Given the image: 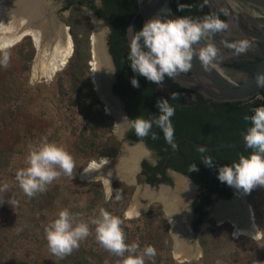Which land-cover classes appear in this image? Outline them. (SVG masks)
Wrapping results in <instances>:
<instances>
[{
  "label": "rangeland",
  "instance_id": "374dc122",
  "mask_svg": "<svg viewBox=\"0 0 264 264\" xmlns=\"http://www.w3.org/2000/svg\"><path fill=\"white\" fill-rule=\"evenodd\" d=\"M47 2L50 10L49 15L45 13V22L52 28V24L55 27L56 24L63 25L65 34L71 37L73 51L77 40L79 63L85 69L80 71L83 77L77 84L83 79L88 82L98 103L90 115H84V105L80 106L72 79L74 62L70 65L67 62L49 80L35 78L33 67L37 49L29 35L12 47L0 48V53L7 51L9 54L7 66L0 67V263L121 264V257L108 252L97 242L95 226L90 223L89 236L70 255L58 258L47 247L44 228L59 211L67 209L78 221L88 222L104 208L121 218L126 243L136 242L141 251L148 245L154 247L156 255L145 258V264H264V187L257 186L248 193L238 190L229 199H243L250 207L253 223L260 234L258 240L235 236L232 225H216L208 218L203 223L208 228L190 231L193 241L190 252L198 255L197 259L187 260L175 256L169 232L171 227L157 201L148 203L143 214L128 216V210L139 194L145 190L151 193L159 190L158 186L152 187L144 181L139 175L140 168L135 172L136 185L114 180L109 190L100 180L87 183L79 178L90 163L98 165L102 157L108 160L122 156V143L115 120L107 114L106 105L99 100L92 82L91 37L95 25L90 11L79 4L65 10L61 0ZM45 137L63 146L72 155L75 166L71 176L61 175L47 186L46 191L28 197L16 181V172L26 167L29 146H35ZM168 187L174 188L173 185ZM108 191H111V199L106 200ZM192 193L193 198L197 192ZM191 201L186 206L188 211Z\"/></svg>",
  "mask_w": 264,
  "mask_h": 264
},
{
  "label": "clouds",
  "instance_id": "9594fccd",
  "mask_svg": "<svg viewBox=\"0 0 264 264\" xmlns=\"http://www.w3.org/2000/svg\"><path fill=\"white\" fill-rule=\"evenodd\" d=\"M97 3L99 4V0ZM177 10L183 11L184 6L178 4ZM228 27L227 23L215 15H205L201 19L188 16L175 19L151 18L139 31L130 26L126 30V35L131 33L127 60L134 73L130 79L132 87H139L135 78L137 75L158 86L166 78L174 79L182 73H187L192 67L194 56L205 71L215 67L219 50L211 38L224 32ZM248 46L246 40L229 45L237 54L244 53ZM8 61V52L0 53V67H6ZM256 79L258 86H264V74H258ZM175 98L173 94L169 99ZM169 99L159 98L155 105L158 114L148 119L141 116L129 119L124 116L121 123L115 124L118 136L122 139L128 131H132L141 138V143L150 133L152 139H157L156 134L152 133L155 125L163 133L165 142L175 151L177 144L174 142V128L171 122L175 108ZM244 120L250 126L241 135L245 147L251 149V152L247 157L240 155L238 162L218 167L217 179L227 186L248 193L257 186L264 187V105L253 108L251 114L246 115ZM198 151L203 153L206 150L199 148ZM145 155L149 158L152 155L146 147ZM201 161L206 166H213L211 156ZM108 162L107 158L102 157L99 165L93 162L90 167L103 168ZM151 162L155 164V161ZM25 164L26 167L17 170L15 178L28 197L46 191L47 186L61 175L71 176L75 166L72 155L63 146L48 141L46 137L35 146H29ZM195 170L197 169L194 164L190 171ZM105 199H111V191L106 193ZM116 199H120L119 193ZM89 223L95 226L97 242L108 252L121 257V264H145V258L156 255L151 245L141 251L136 242L126 243L121 218L110 214L104 208H100L99 215L88 222L78 221L67 209L59 211L44 228L47 247L51 254L62 259L70 255L74 249H78L80 242L90 234ZM125 253L128 255L125 256Z\"/></svg>",
  "mask_w": 264,
  "mask_h": 264
},
{
  "label": "trees",
  "instance_id": "16d2710c",
  "mask_svg": "<svg viewBox=\"0 0 264 264\" xmlns=\"http://www.w3.org/2000/svg\"><path fill=\"white\" fill-rule=\"evenodd\" d=\"M197 1V5L191 0H169L172 10L180 16H188L194 19H201L208 15V11L202 2ZM72 1L68 2L65 8H68ZM178 4L184 6L183 11H178ZM103 9L95 11L96 15L106 20L111 28V36L109 39L110 52L113 55V60L117 67V78L119 80L118 89L123 92V99L126 101V108L130 119L141 116L144 119L150 118L152 115H157L158 110L155 107L156 101L159 98L169 99L175 94V99H169L170 104L175 108V114L171 117V122L174 128V142L177 144V149L174 151L164 140L163 133L155 125H153L152 133H155L157 139H152L151 133L143 138L147 148L155 152L158 159L156 166H144V172L147 181L156 185L161 181L155 178L157 173H160L165 168L169 167L172 170L191 178L202 191L208 188L207 193L216 192L224 198L230 197L229 189L225 183L218 181L217 168L225 164L231 165L233 162H238L240 155L248 156L251 149H247L245 145L235 148H227L214 152L217 161V167L213 174V178L208 185V179L211 175L213 167L206 166L201 161L206 154L198 151L199 148L193 146L186 140H191L195 143L206 145H217L229 142L243 140L241 133L246 131L249 123L244 120L246 115L251 114V110L260 105H264V95L261 98H253L245 103H223L220 105H212V108L203 107L199 101L192 103H183L181 99H185L190 94L189 91L179 87L171 79H165L168 87L157 92L155 88L142 76H136L139 87L134 88L130 83V79L134 76L129 61L124 55H121L119 50L123 46V35L129 18L133 16L137 10L136 0H102ZM94 9V8H93ZM95 10V9H94ZM216 16L223 20L219 14ZM142 21L140 17L136 19ZM75 46L72 57L69 59V65L72 64V79L75 85V91L81 102L83 113L85 116L90 115L93 107L98 103V100L89 86V83L84 79L77 84V80L83 77L81 70H85L82 66L81 58L78 56V44L75 39ZM80 58V59H79ZM76 62L81 65H76ZM78 78V79H77ZM198 97H201L198 95ZM195 104V105H194ZM219 106V107H218ZM132 142L135 143L141 138H138L134 132H131ZM186 139V140H184ZM196 165L195 171H190L192 165ZM163 174V172H161ZM166 182V179L162 180ZM231 187V192L233 191ZM2 264V263H0ZM35 264V263H34ZM37 264V263H36Z\"/></svg>",
  "mask_w": 264,
  "mask_h": 264
},
{
  "label": "bare ground",
  "instance_id": "6f19581e",
  "mask_svg": "<svg viewBox=\"0 0 264 264\" xmlns=\"http://www.w3.org/2000/svg\"><path fill=\"white\" fill-rule=\"evenodd\" d=\"M46 7H48L47 3L43 0H0V48L12 47L20 41L19 39L23 35H29L37 49V59L33 67L34 77L37 79L44 77L49 80L65 66L73 49L63 26L57 28L52 24V28L45 22ZM94 25L95 30L91 37L93 80L100 98L105 101L107 110L113 114L115 123H121L123 117L119 114L116 105L107 97L106 92L110 72L102 45L103 28L97 21L94 22ZM126 150L124 156L112 161L108 160V164L103 168L92 169L90 167L92 163H90L79 174V178L87 183L100 180L107 190L110 189V183L114 180L134 183L133 175L137 170V161L144 152L140 148ZM175 181L176 188L173 192L159 189V192L154 196L147 190L139 194L130 206L128 216L141 214L146 208L142 205L146 200L153 198L158 200L163 206L171 227L170 234L175 242V256L179 259L191 260L195 259L198 253H191V247L188 246L190 238L187 233L188 217L183 209L187 190H184L185 184L180 179ZM214 215L218 224H221L224 219L229 221L234 227L235 236L255 240L260 238L253 223L250 208L246 207L244 211H241L236 200L231 203H218Z\"/></svg>",
  "mask_w": 264,
  "mask_h": 264
},
{
  "label": "water",
  "instance_id": "95a60500",
  "mask_svg": "<svg viewBox=\"0 0 264 264\" xmlns=\"http://www.w3.org/2000/svg\"><path fill=\"white\" fill-rule=\"evenodd\" d=\"M44 1L48 6L46 7L47 13L50 10V5H48L49 3L47 2V0H43V2ZM204 2L208 9L209 15H215V12L220 13L226 19V23L229 26L228 29H226L224 32L214 35L211 38L213 42H215L219 50L218 59L215 61V67L205 71L200 61L194 56L190 71L187 73H182L171 80L175 82L179 87L192 93L198 94L202 98L215 103H244L250 101L260 93L264 95V86H258L256 79L258 74H264V0H204ZM136 3L137 10L135 15L131 19L129 27H133V23L137 16L140 17L143 24L151 18L163 19L167 17L169 19H175L177 17H182L172 10L169 0H136ZM89 16L92 20L99 22V24H101V26L103 27L101 20H99L92 12H89ZM56 26L61 28V26L63 25L56 24ZM103 29L104 33L102 37V45L104 54L106 55V58L108 60L110 72L107 81L106 92L108 94V97L115 102L122 117H124L125 115L121 112L122 110L118 99L114 97L111 92L112 81H114V72H112L113 65L107 52V45L105 40L106 29ZM24 36L25 35H23L19 40H22ZM130 37L131 33H128L127 39L129 40ZM69 38L72 43L71 37ZM243 40L248 41L249 44L247 50L244 53L237 54L233 48L229 47L230 44L237 43ZM92 82L99 100L104 103V101L100 98L98 90L96 89V84L93 80V73ZM120 141L122 143L123 154L127 152L126 149L133 148L130 147L125 141L124 136L122 139L120 138ZM242 145H245L243 140H239L235 142L219 144L212 147L204 146L203 148L209 150L212 155V152L214 150L235 148ZM137 146L143 149V146L141 144H138ZM120 157L108 160L112 161ZM140 160L141 158L137 161L136 173L139 170ZM135 174L133 175L134 184ZM171 175L173 177L174 188L176 187L175 180L180 179L187 185H189V188L192 190V192L196 191L195 185L189 179L176 172H171ZM112 182L110 183V187ZM126 184L132 185L129 183ZM158 187L159 189H167L170 191L174 190V188L165 185H159ZM191 195L188 198L187 204L190 199H192ZM235 200L241 202V204L246 208L247 205L243 199H233L231 201L218 199L214 205V208L218 203H228ZM150 203L151 202L149 201V204ZM149 204H145L146 208L141 212V214L147 211ZM249 208L250 207L248 206V209ZM189 216L191 220V214H189ZM188 225H190V221ZM216 225L220 224H217L216 222ZM171 238L173 241L172 235Z\"/></svg>",
  "mask_w": 264,
  "mask_h": 264
},
{
  "label": "flooded vegetation",
  "instance_id": "af4514ba",
  "mask_svg": "<svg viewBox=\"0 0 264 264\" xmlns=\"http://www.w3.org/2000/svg\"><path fill=\"white\" fill-rule=\"evenodd\" d=\"M62 2H63V4L66 6L67 5V3L68 2H70V1H72V3L70 4V6L68 7V8H65V10H68V9H70V7H72L73 5H75V4H79V5H82V6H84L86 9H88V11H90V12H92L99 20H101V22H102V24H103V27H105V29H106V31H105V40H106V45H107V52H108V54H109V57H110V60H111V62H112V65H113V71H115L114 72V75H113V77H114V81H112V85H111V92H112V94H113V96L114 97H116L117 99H118V101H119V103H120V107H121V112L125 115V116H127L128 118H129V115H128V111H127V108H126V101L123 99V92L122 91H120L119 89H118V85H119V80H118V78H117V67H116V65H115V62H114V60H113V55L111 54V52H110V47H109V39H110V36H111V28H110V26H109V23L106 21V20H104V19H101V18H99L97 15H96V13H95V11H100V10H102L103 9V5H102V0H99V4L97 3V0H61ZM191 1H194L195 2V4L197 5V1H195V0H191ZM202 2L204 3V5H205V2H204V0H202ZM205 7H206V5H205ZM95 10H94V9ZM206 9H207V7H206ZM207 11H208V9H207ZM136 13V12H135ZM216 13L217 14H219L220 15V17L223 19L222 21H224L225 23H226V19L220 14V13H218V12H215V16H216ZM46 14H48V12L46 13ZM177 14V13H176ZM49 15V14H48ZM135 15V14H134ZM133 15V16H134ZM179 15V14H178ZM208 15H209V12H208ZM133 16H131L130 18H129V21H128V23H127V25H126V27H125V30H124V35H123V43H122V47H121V49L119 50V52H120V54L121 55H124V57H126L127 58V54H128V39H127V35H126V30H127V28L129 27V25H130V23H131V19L133 18ZM137 17H139V16H137ZM137 17H136V19H137ZM135 19V21H134V23H133V27H134V29L135 30H137V31H139L140 30V28H141V25H140V22H138L137 20ZM94 22H96L95 20L93 21V23ZM142 25H143V23H142ZM100 26H101V24H100ZM102 26H101V28H103ZM103 30V32H104V29H102ZM106 62H107V60H106ZM109 71V70H108ZM154 88H155V90L157 91V92H160L163 88H165V87H168V90H171L172 88L170 87V86H168L166 83H165V81L161 84V85H156V84H154V83H152V82H149ZM190 92V91H189ZM261 94L262 93H260L258 96H256V97H254V98H257V99H260L261 98ZM200 96V95H199ZM107 97H108V95H107ZM109 98V97H108ZM110 99V98H109ZM252 100V99H251ZM114 104H115V102L113 101V100H111ZM181 101L183 102V103H192V102H198L199 101V103L201 102L202 104H203V107H206V108H212V105H214V104H218V105H220V104H223V103H215V102H212V101H210V100H207V99H204V98H202V97H198V94H195V93H192V92H190V94L189 95H187L186 96V98L185 99H181ZM105 102V101H104ZM248 102V101H247ZM235 103H241V102H234V103H229V104H235ZM245 103V102H244ZM106 105V104H105ZM116 105V104H115ZM195 105V104H194ZM219 107V106H218ZM116 108H117V110H118V107L116 106ZM105 110H106V107H105ZM106 112H107V114H109L110 116L112 115L113 116V114L109 111H107L106 110ZM118 112H119V110H118ZM119 114L121 115V113L119 112ZM113 119H114V116H113ZM130 119V118H129ZM131 132L132 131H128L125 135H124V139H125V141L128 143V145L130 146V147H133V148H130V149H134V148H140L141 150H143V152H144V154L142 155V156H140V158H141V160H140V162H139V168H140V170H139V175L140 176H142L143 177V179H144V181L146 182V183H148L150 186H152V187H155V186H159V185H165V186H168V185H173V177H172V175H171V172H176V171H174V170H172L171 168H169V167H167V168H165L164 170H162L161 172H163V174L160 172V173H157V175L155 176V178H158L161 182L160 183H158V184H156V185H153V184H151V182L148 180L147 181V178L145 177V175H144V172L146 171V169L144 168V166L145 165H147L148 167H154V166H156V164H157V161H158V159H157V157H156V154H155V152L154 151H152L151 149H149V148H147L146 147V145H145V143H144V141L141 143V139L140 140H138L137 142H135V143H133L132 142V138H131ZM184 140H186V139H184ZM186 141H188V142H190L191 144H193V146H195V147H197V148H203L204 146L205 147H212V146H216V145H206V144H202V143H195V142H193V141H191V140H186ZM141 144L142 146H143V149L141 148V147H139V146H137V144ZM217 145H219V144H217ZM134 146H136V147H134ZM145 147L148 149V150H150V152H151V157L149 158V157H147L146 155H145ZM205 149V148H204ZM224 149H227V148H224ZM206 151L205 152H203L204 154H206L207 156H213V169H212V171H211V175L209 176V179H208V185L210 184V181H211V179L213 178V174H214V172H215V168L217 167V161H216V159H215V156H214V152L215 151H219V150H222V149H218V150H214L213 152H212V155H211V153H210V151L209 150H207V149H205ZM201 153V152H200ZM202 153V154H203ZM139 158V159H140ZM155 159V160H154ZM151 161H155V164H153ZM204 164V163H203ZM176 173H178V172H176ZM178 174H180V173H178ZM180 175H182V176H184L185 178H187V179H189L194 185H195V187H196V196H193V198L190 200L191 201V210H190V214L192 215L191 217V220H190V216H189V211L187 210V208H186V206H187V201H188V198H189V196L192 194V192L191 193H189V190H190V188H189V185H184L185 186V198H184V207H183V209H184V211L186 212V214H187V217H188V220H187V229H188V226H189V232H188V230H187V233H188V235H189V244H188V246H190L192 249H193V247H192V244H193V241H192V238H191V236H190V231H202V230H204V229H206V228H208L209 226L208 225H204L203 223H204V221L206 220V219H213L215 222H217V218L215 217V215H214V212H215V208H214V205H215V203L217 202V200L218 199H222V200H229V199H231V197H233L234 195H235V193H236V191H238V190H236V189H233V191L231 192V187H227V189H229V192H230V197L229 198H224V197H221V196H219L218 195V193H216V192H212V193H207V191H208V188L205 190V191H202L201 190V188L191 179V178H189V177H187V176H185V175H183V174H180ZM163 179H166V182H163L162 180ZM124 182V181H123ZM184 184V183H183ZM132 185H136V180H135V184L134 183H132ZM137 189H138V186L136 187ZM138 191V190H137ZM159 192V190L157 191V192H152V194H157ZM155 194V195H156ZM149 201L151 202V201H157L161 206H162V204L158 201V200H156L155 198H153V199H149V200H146L142 205L143 206H146L148 203H149ZM229 201H231V200H229ZM236 204L239 206V208L241 209V211L243 210L244 211V209H245V207L241 204V202H239V201H237L236 200ZM229 203H231V202H229ZM234 203V202H233ZM146 204V205H145ZM163 207V206H162ZM216 207V206H215ZM247 207V206H246ZM251 210V209H250ZM189 221H190V225H188L189 224ZM224 223H228L230 226H231V223L229 222V221H225V219H224V221L221 223V224H224ZM218 224V223H217ZM171 229V228H170ZM174 242V241H173ZM175 243V242H174Z\"/></svg>",
  "mask_w": 264,
  "mask_h": 264
}]
</instances>
